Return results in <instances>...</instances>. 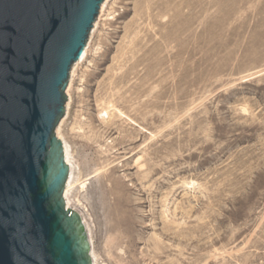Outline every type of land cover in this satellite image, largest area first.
<instances>
[{
  "label": "rangeland",
  "instance_id": "374dc122",
  "mask_svg": "<svg viewBox=\"0 0 264 264\" xmlns=\"http://www.w3.org/2000/svg\"><path fill=\"white\" fill-rule=\"evenodd\" d=\"M100 15L66 137L98 261L264 264V0H110Z\"/></svg>",
  "mask_w": 264,
  "mask_h": 264
},
{
  "label": "water",
  "instance_id": "95a60500",
  "mask_svg": "<svg viewBox=\"0 0 264 264\" xmlns=\"http://www.w3.org/2000/svg\"><path fill=\"white\" fill-rule=\"evenodd\" d=\"M105 0H0V264H97L64 141Z\"/></svg>",
  "mask_w": 264,
  "mask_h": 264
},
{
  "label": "bare ground",
  "instance_id": "6f19581e",
  "mask_svg": "<svg viewBox=\"0 0 264 264\" xmlns=\"http://www.w3.org/2000/svg\"><path fill=\"white\" fill-rule=\"evenodd\" d=\"M109 2H110V0H105L104 1V3H103V5H102V8H101V15H100V17H99V20L104 16V12L106 11V8H107V6H108V4H109ZM97 26H98V20H97V22H96V24H95V29L97 28ZM95 29L93 30V32H92V34H91V38H92V36H93V34H94V31H95ZM92 40V39H91ZM90 44L91 43H89L88 45H87V47H85V50H84V54H83V56H82V58H81V60H80V63H79V66L86 60V58H87V56H88V53H89V49H90ZM79 68V67H78ZM73 99V98H72ZM71 105H72V102H71ZM110 110H114L116 113H118L120 116H123V117H126V115L121 111V110H119V109H117L116 108V106H114V105H109L108 107H106V109H103V112L101 113V114H105L106 116H108V117H110V112L109 111ZM104 119V118H103ZM154 136V135H153ZM64 146H65V149H66V152H67V155H68V158H69V160H70V163H71V166H72V169H73V171H74V174H75V177H76V180H77V183H76V185L77 184H79V186H81L80 187V189L83 191L85 188H86V182H87V180H84V179H82L81 180V178H80V169L77 171V164L75 163V157H74V154H73V150H72V147H71V145L68 143V141L65 139V141H64ZM139 161V160H138ZM80 166V165H79ZM79 166H78V168H79ZM76 171L78 172V173H76ZM100 171H101V169H100ZM98 172V171H97ZM191 185H194V183H191ZM78 188V187H77ZM77 190V189H76ZM76 192V191H75ZM84 192V191H83ZM81 193V192H80ZM81 195V194H80ZM81 199H83V198H79L78 197V195H75V197H74V204H73V211H75V212H78L79 214H80V216H81V220H82V222L84 223V225H85V228L87 229V231H88V234L90 235V239H91V241H92V243H93V238H92V231H91V228H92V226H89V223L87 222V219H86V216H85V214H84V210H82L81 209V211H80V208L83 206V201L81 200ZM189 208V207H188ZM86 209V208H85ZM86 213V212H85ZM188 220V219H187ZM91 225V224H90ZM91 227V228H90ZM117 227V226H116ZM116 229H118V228H116ZM119 230H120V232L121 233H123V235L125 236H123L124 238H126V239H128V241L129 242H131V244L132 243H134L135 242V240H132V234H133V232L135 231V228H134V226H133V223L131 222V220L128 218V217H124V218H122V219H119ZM118 232V231H117ZM126 239H124V240H126ZM123 240V241H124ZM93 245H94V243H93ZM94 250H95V248H94ZM95 255H96V260H97V264H101L99 261H98V255L96 254V252H95Z\"/></svg>",
  "mask_w": 264,
  "mask_h": 264
}]
</instances>
